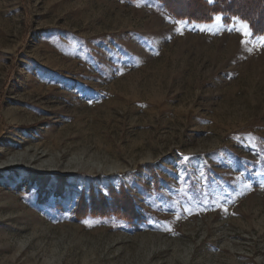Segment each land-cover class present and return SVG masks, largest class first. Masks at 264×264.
<instances>
[{
	"label": "rangeland",
	"instance_id": "rangeland-1",
	"mask_svg": "<svg viewBox=\"0 0 264 264\" xmlns=\"http://www.w3.org/2000/svg\"><path fill=\"white\" fill-rule=\"evenodd\" d=\"M205 1L0 0V264H264V0Z\"/></svg>",
	"mask_w": 264,
	"mask_h": 264
},
{
	"label": "trees",
	"instance_id": "trees-1",
	"mask_svg": "<svg viewBox=\"0 0 264 264\" xmlns=\"http://www.w3.org/2000/svg\"><path fill=\"white\" fill-rule=\"evenodd\" d=\"M161 1L163 2L164 7L167 10H169V12H171L176 17H184V18H189V19H202L201 15H208V12L211 13V12L216 11V10H213V11L208 10L209 9L208 6H211V5H208L205 0H161ZM215 1L218 5H220V4L223 5V2L227 3L228 8H231V6H232L231 4H233L232 0H220V2H218L217 0H215ZM194 2H196V4H194ZM244 2H246V1H243V3ZM180 3L185 7L184 9H182V7L177 5ZM198 4L200 5V8H197L196 5H198ZM258 4H260V6H262V1L259 0ZM193 6H196V8H194ZM216 6L217 5H214V7H216ZM212 7L213 6H211V8ZM258 9L262 11V7L258 8ZM32 175H33L32 177L39 176L38 174H35V173H32ZM113 196L114 197H112L113 200L111 203L116 208H111V210L116 212L117 217L123 218L126 220H130L131 218H127V217L122 215V213L126 210V208L120 207V206H122V204H125L124 203L125 199L124 198L120 199L119 195H113ZM94 198L95 197L93 196V198H92L93 201H94ZM99 201H102V199H100L98 197V201H96L93 206L90 207L89 204H87L86 208L83 206V204H79L75 213L79 216L94 215V214L101 215V214L107 213V211H108L107 209H105V212H102V211H100V209H97Z\"/></svg>",
	"mask_w": 264,
	"mask_h": 264
},
{
	"label": "snow or ice",
	"instance_id": "snow-or-ice-1",
	"mask_svg": "<svg viewBox=\"0 0 264 264\" xmlns=\"http://www.w3.org/2000/svg\"><path fill=\"white\" fill-rule=\"evenodd\" d=\"M210 19H211V17H210ZM230 19L232 21V27L228 30H230V31H241L246 36L251 35L249 23L246 20H243L239 16H232ZM215 20L220 21L221 17L218 15L215 17ZM175 22L178 24L184 23V21H175ZM202 30H207V28H203ZM257 40H258L259 46L264 47V36L258 37ZM244 43L247 44L248 41H245Z\"/></svg>",
	"mask_w": 264,
	"mask_h": 264
},
{
	"label": "bare ground",
	"instance_id": "bare-ground-1",
	"mask_svg": "<svg viewBox=\"0 0 264 264\" xmlns=\"http://www.w3.org/2000/svg\"><path fill=\"white\" fill-rule=\"evenodd\" d=\"M11 163H14V161H11V159H9L7 162H3L2 166H5Z\"/></svg>",
	"mask_w": 264,
	"mask_h": 264
}]
</instances>
